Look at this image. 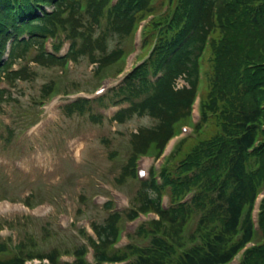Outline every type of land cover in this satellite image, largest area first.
<instances>
[{"label": "trees", "instance_id": "trees-1", "mask_svg": "<svg viewBox=\"0 0 264 264\" xmlns=\"http://www.w3.org/2000/svg\"><path fill=\"white\" fill-rule=\"evenodd\" d=\"M111 3L0 0V84L35 85L38 69L57 71L59 80L69 73V61L92 66L95 78L111 70L116 74L138 24L153 16L144 34L145 49L153 47L149 58L97 102L100 107L123 106L110 119L119 129L135 118L151 122L129 133L132 152L119 183L135 180L137 155H161L180 127L191 124L192 106L201 93L193 134L179 141L160 173L152 171L140 183L127 211L110 212L112 205H107L105 219L93 224L97 237L90 244L96 264L127 258H132L130 264H229L238 255V264H264V198L257 225L251 219L264 190V0ZM49 39L51 53L44 49ZM65 43L70 51L60 56ZM180 78L187 85L177 88ZM57 79L42 85L37 99L47 98ZM81 79L63 86L65 93L82 89L86 80ZM11 96L0 89V104L11 102ZM92 105L80 99L64 111L68 117L89 112L93 121L102 122L104 116L92 113ZM102 142L110 146L108 138ZM116 155L110 150L111 159ZM191 192L193 198L181 203ZM163 195L171 202L165 212L160 207ZM138 211H154L160 218L142 223L125 249H113L121 224ZM29 246H35L30 238L13 252L0 242V264L44 257L49 264H61L59 249L39 253ZM84 251L85 245L80 246L74 264H87Z\"/></svg>", "mask_w": 264, "mask_h": 264}, {"label": "rangeland", "instance_id": "rangeland-1", "mask_svg": "<svg viewBox=\"0 0 264 264\" xmlns=\"http://www.w3.org/2000/svg\"><path fill=\"white\" fill-rule=\"evenodd\" d=\"M132 62L135 63L136 60L133 59ZM71 69L72 73L68 79L73 80L70 82L80 78L86 80L82 85V90H86L84 97L96 96L97 81L92 77V67L73 65ZM37 72L39 75L35 85L23 82L13 85L7 81L0 84V89L7 90L13 99L11 102L6 100L7 102L0 104V119L3 123L0 131L5 137L8 134L6 128L16 129L10 142L3 141V137L0 138V200L22 202L29 193H32L34 204L48 202V205L37 214V217L41 219L31 221L27 219L31 217L28 209L16 208L0 213V222L6 221L13 224L14 232L12 231L13 235L9 236L13 237V241L17 242L20 236L23 238L28 235L40 245L38 249L43 251L53 247L69 251L80 239V235L73 228V223H79L80 229H84L87 234H92L90 223L97 219L102 221L106 217L105 210L100 206L111 196L113 197L114 191L119 192L114 178L130 154L129 133L139 126L150 125L151 122L147 118H135L126 128L119 129L116 123L110 120L118 107L107 109L96 103L92 105V113L102 114L104 116L102 122L93 121L89 112L85 116L68 117L63 107L75 101L76 97L63 99L59 97L55 105L49 104L42 107L41 110L45 113L39 118L35 116L40 114L39 106L34 103L37 101L35 99L39 97L40 87L49 82L58 72L42 69H38ZM118 82L111 81L103 85L107 88L102 95L111 91ZM76 91L72 89L70 93ZM38 118L43 123L41 128L32 133L30 130L24 134L21 133L23 130L18 127L24 123L17 122L30 119L33 123ZM117 130L124 131L123 135L115 133ZM103 137H107L110 141L108 146L110 150L119 153V157L114 162L109 159L110 150L101 141ZM131 187L132 185H128L125 191L130 192ZM84 190L88 191L86 194L91 199L98 193L95 203L99 207L91 206L80 215L77 210L83 208L80 194ZM93 192L94 194L90 196ZM124 192H122L124 199L117 197L115 200L117 208L121 211L132 204V197L130 199ZM63 217H67V222L64 224H62ZM23 223L26 226L22 227ZM50 223L53 225L52 228L58 230V234L50 233L51 235L43 238L45 230H49L47 224ZM128 229L129 232L133 231L134 226L128 225ZM9 234V232L6 233V235ZM81 242L84 240L81 239ZM65 259L67 260L68 257Z\"/></svg>", "mask_w": 264, "mask_h": 264}, {"label": "bare ground", "instance_id": "bare-ground-1", "mask_svg": "<svg viewBox=\"0 0 264 264\" xmlns=\"http://www.w3.org/2000/svg\"><path fill=\"white\" fill-rule=\"evenodd\" d=\"M75 148H77V147L75 146ZM80 148H81V146H80ZM77 153H78V154L80 153V149H79V148L77 149ZM6 207H7V206H6ZM1 208H3V205H0V209H1Z\"/></svg>", "mask_w": 264, "mask_h": 264}]
</instances>
